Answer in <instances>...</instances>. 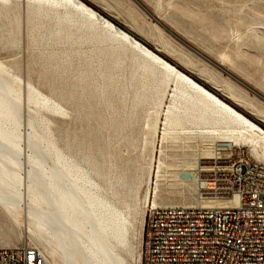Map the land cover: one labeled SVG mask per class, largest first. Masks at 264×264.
I'll use <instances>...</instances> for the list:
<instances>
[{"label":"bare ground","instance_id":"1","mask_svg":"<svg viewBox=\"0 0 264 264\" xmlns=\"http://www.w3.org/2000/svg\"><path fill=\"white\" fill-rule=\"evenodd\" d=\"M90 1L111 10L110 1L124 0ZM22 10L31 63L48 92L23 81L18 64L0 60V206L14 225L26 215L28 237L46 264H143L150 209L180 206L155 202L141 213L138 171L146 166L120 165L111 146L149 148V173L157 155L160 169L172 150L198 176L229 144L264 163L260 124L83 0H0V48L20 43ZM154 19L137 29L264 118V106L230 79L264 100L263 91ZM175 38L231 78L199 66ZM256 41L264 51V34ZM59 109L67 120L57 119Z\"/></svg>","mask_w":264,"mask_h":264},{"label":"rangeland","instance_id":"2","mask_svg":"<svg viewBox=\"0 0 264 264\" xmlns=\"http://www.w3.org/2000/svg\"><path fill=\"white\" fill-rule=\"evenodd\" d=\"M83 1L102 12L105 16H108V18L121 28L131 32L148 47L158 51L161 56L191 75L195 80L217 94L221 99L237 107L240 112L244 113L264 128V118L256 111L252 110L249 106L236 104L223 86L216 85L210 79L202 75L197 69L183 66L178 62V59L168 54L151 36L140 32L136 27L138 23L145 22L147 27H151L153 23H157V21L152 19V16H149V14L134 0H131L132 2L130 0H124L121 5H116V3L114 4L113 1H110L112 6L111 10L104 9L103 5L100 3L94 4L90 0ZM139 1L151 11L156 19L157 16L161 17V20L159 19L161 23L165 25L168 24L176 29L192 43L214 58L223 61L226 66L233 68L241 77L249 81L252 85L255 84L258 89L264 92V51L260 49L256 41L258 35L264 34V0ZM22 21L20 43L13 49L0 48V60L7 64H18L22 80H31L43 94H47V85L44 83L43 79H39V67L33 66L31 63V49L26 26V13L23 10ZM165 32L172 36L167 30H165ZM177 41L182 44L184 50L191 57L198 61L199 66L207 63L208 67L220 72L222 77L227 79L231 78L227 73L213 66V64L191 48L179 40ZM230 80H233L245 95L248 97L250 96L249 98L253 100L257 107L264 106V100L262 98L236 82L233 78ZM170 92L171 90L169 93ZM164 102V105L168 104V98H166ZM58 111V120L65 121L68 119L66 112L60 109ZM146 130V126L142 128L141 137L145 135ZM157 144L160 147L158 142ZM109 152L111 155L117 154L118 161L122 166L126 164L129 166L133 165V168L134 166H146L144 170L138 171L140 176L138 197L140 199L139 204H141V213H146V210L155 202L156 204L180 206H191L196 203L199 190V175L195 176L191 174V170L185 167L182 162L181 156H179V158L173 157L172 150H170V157L166 158V163L161 165L160 169L157 168L160 163L159 156L157 155L150 173L148 171L149 148H128L123 142L111 146ZM167 165H169V167ZM146 194L147 200L145 201ZM18 220L19 224L14 225L0 206V247H13L18 245L37 247L28 237L26 215L23 213L20 214ZM7 241L10 243L6 244L5 242Z\"/></svg>","mask_w":264,"mask_h":264},{"label":"built area","instance_id":"3","mask_svg":"<svg viewBox=\"0 0 264 264\" xmlns=\"http://www.w3.org/2000/svg\"><path fill=\"white\" fill-rule=\"evenodd\" d=\"M199 175L196 203L149 211L143 264H264V163L220 146ZM0 264H46L35 247H0Z\"/></svg>","mask_w":264,"mask_h":264},{"label":"water","instance_id":"4","mask_svg":"<svg viewBox=\"0 0 264 264\" xmlns=\"http://www.w3.org/2000/svg\"><path fill=\"white\" fill-rule=\"evenodd\" d=\"M139 6H141L140 5V3H138V1L137 0H134ZM141 8H142V6H141ZM149 16H151V15H149ZM152 19H154V17H152Z\"/></svg>","mask_w":264,"mask_h":264},{"label":"crops","instance_id":"5","mask_svg":"<svg viewBox=\"0 0 264 264\" xmlns=\"http://www.w3.org/2000/svg\"><path fill=\"white\" fill-rule=\"evenodd\" d=\"M234 106V105H233ZM237 108V107H236Z\"/></svg>","mask_w":264,"mask_h":264}]
</instances>
